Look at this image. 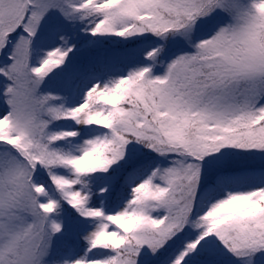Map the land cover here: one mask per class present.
I'll return each instance as SVG.
<instances>
[{
  "label": "snow or ice",
  "instance_id": "6c2138e0",
  "mask_svg": "<svg viewBox=\"0 0 264 264\" xmlns=\"http://www.w3.org/2000/svg\"><path fill=\"white\" fill-rule=\"evenodd\" d=\"M0 264H264V0H0Z\"/></svg>",
  "mask_w": 264,
  "mask_h": 264
}]
</instances>
